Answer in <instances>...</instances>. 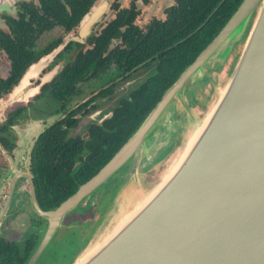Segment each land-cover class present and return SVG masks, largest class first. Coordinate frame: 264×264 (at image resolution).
Here are the masks:
<instances>
[{"label":"water","instance_id":"95a60500","mask_svg":"<svg viewBox=\"0 0 264 264\" xmlns=\"http://www.w3.org/2000/svg\"><path fill=\"white\" fill-rule=\"evenodd\" d=\"M102 4L88 13L78 36L67 37L39 64L50 60L68 40L81 41L104 11L106 2ZM254 14L235 68L196 127L202 129L187 155L136 213L116 229L135 203L101 242L94 243L99 247L81 264H264V0H242L138 129L57 208H40L30 174L13 176L0 210V222L19 175L28 179L36 212L48 220L28 264H33L50 244L65 215L130 161L108 205L111 206L126 176L134 175L141 165L139 151L149 140L154 141L155 126L170 104L183 94L187 81L199 73L210 77L207 69L223 62L233 44L244 36ZM89 243L90 239L71 264Z\"/></svg>","mask_w":264,"mask_h":264},{"label":"flooded vegetation","instance_id":"af4514ba","mask_svg":"<svg viewBox=\"0 0 264 264\" xmlns=\"http://www.w3.org/2000/svg\"><path fill=\"white\" fill-rule=\"evenodd\" d=\"M104 2H106L104 11L100 13L90 32L81 41L68 40L50 60L39 64L41 59L64 43L67 37L78 36L88 13ZM115 4L117 10L133 9L138 12L132 24L140 29H146L165 21L169 17L166 13L167 9L175 5L176 0H97L73 27L67 28L57 22L53 14L48 15V26H44L42 30L40 26L44 23L41 21L44 13L41 0H0V102L4 100L6 102L2 103L3 106L0 105V210L7 198L11 179L16 173L30 174L35 189L31 164L36 142L45 129L61 120H73L75 123L71 126L62 123V127L67 131L66 137L69 138L70 136L87 137L92 122L109 126L108 123L111 122L114 110L120 101L129 98L131 93L155 71L154 62L146 64L151 58L129 71L115 70L118 65L113 63L112 70L107 74L101 71L97 76L89 79L86 75L77 79L73 87L69 83L62 90H57L58 94L56 93L54 87L56 77L65 68L74 65L77 57L84 56L88 50L98 51L100 48L89 40L92 36H99L107 23L116 17V10L113 8ZM123 41L124 39L121 38H113L107 53L121 45ZM98 66L101 68L102 64L99 63ZM205 80H210V77L203 74L200 78L190 79L185 84L183 94L190 104H197L198 82ZM168 111L171 113L169 119L172 122L181 118V114L176 111L174 101ZM169 119L166 122L165 119L160 121L155 129L163 131ZM163 133V143L153 148L152 158L160 156L163 150L171 149L172 145L179 142L174 132L171 136L167 131ZM25 138L27 140L21 153L22 157L18 159L16 156ZM129 163L130 161L125 163L114 175L117 178L121 177L123 169L129 166ZM110 180L111 177L102 183L95 193L93 192V197L91 193L65 215L61 227L50 244L33 264H37L40 258H46L49 252L61 256L63 264L67 258H71L68 254H72L74 247L86 241L87 231H83L79 238L74 240V245L70 243L67 247L65 245L71 239L69 230L80 223L81 215L90 209H94L95 215L99 210L97 196L101 192L104 193L106 184L111 183ZM102 205L103 202L101 208ZM23 212L29 213L27 220L24 219V230L11 223V217ZM47 225V218L38 214L32 204L28 179L19 175L0 222V242L21 247L26 239L37 234L39 236L37 248ZM33 254L26 264L31 261Z\"/></svg>","mask_w":264,"mask_h":264},{"label":"trees","instance_id":"16d2710c","mask_svg":"<svg viewBox=\"0 0 264 264\" xmlns=\"http://www.w3.org/2000/svg\"><path fill=\"white\" fill-rule=\"evenodd\" d=\"M96 1L41 0L44 13L41 21L44 23L40 30L48 26V15L53 14L57 22L67 28L73 27ZM241 2L242 0H176V4L167 9L169 17L165 21L146 29L132 24L138 12L133 9L117 10V5L113 6L116 17L107 23L99 36H92L89 40L100 48L98 51L88 50L84 56L77 57L74 65L68 66L56 77V93L69 83L73 87L77 79L86 75L89 79L101 71L107 74L112 70L113 63L118 65L115 70L129 71L151 58L146 64L154 62L155 71L129 98L120 101L109 126L92 122L87 137L67 138V131L62 123L69 126L75 123L67 119L56 122L39 135L33 152L31 173L37 200L43 210L57 208L107 163L138 129L164 92L220 31ZM113 38L124 41L107 53ZM99 63L102 64L101 68ZM128 167L123 169L121 177L112 176L104 193L98 194L97 209L100 210L102 202L104 209L111 202ZM93 215L94 209L81 217L79 214L81 222L69 230L71 239L65 245L67 247L70 243L74 245V240L83 231H87V237L84 243L74 247L70 260L64 264L73 262L96 229L99 220L94 221ZM38 240L39 236L34 234L21 247L0 242V264H26Z\"/></svg>","mask_w":264,"mask_h":264},{"label":"rangeland","instance_id":"374dc122","mask_svg":"<svg viewBox=\"0 0 264 264\" xmlns=\"http://www.w3.org/2000/svg\"><path fill=\"white\" fill-rule=\"evenodd\" d=\"M254 17L255 14L250 20L245 35L233 44L230 52L225 57L223 62L220 65L218 64V66L207 69V73L210 75L211 79L198 82L196 90L197 104H190L186 95L182 94L180 98H177L174 101L176 111L181 114V118L172 122L169 119L171 115L169 111L162 116L160 119L161 122L164 119L165 122L167 119L170 121L168 120V124L164 127L163 131L156 129L154 132V141L152 142L149 140L146 143V146H144L145 148L143 147L139 151L138 159L141 161L142 166H139L134 175L126 176V180L113 199L111 206H108V204L105 206V209L103 207L95 213L93 216L94 221L97 219L99 220L102 213L107 211L103 218L101 217L102 222L91 236L89 245L81 252V254L95 242H101V240L115 227L118 221L132 208L135 203L139 200H143L151 193V191L159 184L163 175L170 170L179 159L191 133L198 125L201 124L203 118L216 101L220 92L226 86L243 50L244 42ZM56 34H58V32H56ZM201 75L199 73L197 78H200ZM4 101L0 102L1 106L6 103ZM166 131L169 135L174 132V136L179 138V142L174 146L172 145L171 149H167L166 151L163 150V154L158 159L156 158L154 160V158H152L154 156L153 148L163 143L162 135H164L163 132ZM26 140L27 138L22 141V146L16 156L18 159L22 157L21 153ZM69 256H71V254H68V257ZM68 260H70V258L66 259V261ZM37 264H63V262L61 261V256H58L57 253L55 255L54 252H49L47 257L40 258Z\"/></svg>","mask_w":264,"mask_h":264},{"label":"bare ground","instance_id":"6f19581e","mask_svg":"<svg viewBox=\"0 0 264 264\" xmlns=\"http://www.w3.org/2000/svg\"><path fill=\"white\" fill-rule=\"evenodd\" d=\"M210 115V114H209ZM208 119V117H207ZM202 127L200 128H196L192 135L188 138V140L186 141L185 144V148L183 150V154L181 155V157L179 158V160H177L175 162V164L171 167L170 170H168L162 177L161 181L159 182V184L151 191L150 194H148L143 200H139L135 205L134 208L120 221L121 223L116 227L119 228L120 225H122V223L126 220H128L134 213H136L143 205L144 203L149 200L161 187L162 185L169 179V177L173 174V172L177 169L178 165L181 163V161L183 160L184 156L187 155L188 151L191 149V146L194 144V142L196 141L198 135H200ZM115 229V230H116ZM114 230V231H115ZM108 238V237H107ZM104 239V241L107 240ZM99 247V245L97 244H93L91 245L86 252H84L82 255H80L77 259V261L75 262V264H81L82 262H84L97 248Z\"/></svg>","mask_w":264,"mask_h":264},{"label":"crops","instance_id":"0c3cea01","mask_svg":"<svg viewBox=\"0 0 264 264\" xmlns=\"http://www.w3.org/2000/svg\"><path fill=\"white\" fill-rule=\"evenodd\" d=\"M28 217H29V213H25V212H23V214L20 213L17 216L11 217L12 218L11 223H13L15 226H18V227L20 226L24 230L25 229V220H27ZM76 220H77V218H76ZM71 221H72V219H71ZM79 252H80V250H79Z\"/></svg>","mask_w":264,"mask_h":264}]
</instances>
